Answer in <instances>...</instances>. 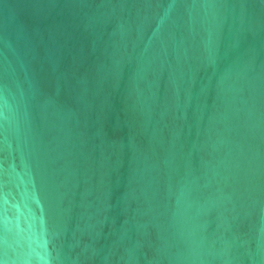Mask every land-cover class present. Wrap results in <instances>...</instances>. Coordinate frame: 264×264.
<instances>
[{
  "label": "water",
  "instance_id": "obj_1",
  "mask_svg": "<svg viewBox=\"0 0 264 264\" xmlns=\"http://www.w3.org/2000/svg\"><path fill=\"white\" fill-rule=\"evenodd\" d=\"M0 264H264V0H0Z\"/></svg>",
  "mask_w": 264,
  "mask_h": 264
}]
</instances>
